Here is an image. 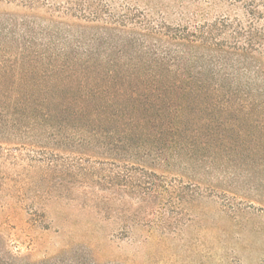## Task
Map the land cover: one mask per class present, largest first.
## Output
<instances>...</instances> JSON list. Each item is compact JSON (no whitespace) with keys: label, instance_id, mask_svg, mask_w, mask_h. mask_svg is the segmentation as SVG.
<instances>
[{"label":"rangeland","instance_id":"1","mask_svg":"<svg viewBox=\"0 0 264 264\" xmlns=\"http://www.w3.org/2000/svg\"><path fill=\"white\" fill-rule=\"evenodd\" d=\"M18 1L0 0V19L23 17L25 11L17 8ZM40 1L53 9L71 8L79 2ZM102 5L105 13L101 17L105 22L109 18L122 21L123 16H129L155 27L196 33L202 27L224 21L243 27L252 25L253 33L264 44V0H103ZM30 14L43 18L34 12ZM75 14L93 19L89 12ZM66 21H71L69 24H74V29L83 34L84 42L91 43L101 53L102 58L94 60L99 68L109 70L110 67L120 72L133 64L123 57L122 63L116 59L132 53L126 43L120 44L134 36L129 35L130 26L126 30L118 27L121 33H111L101 20L97 23ZM225 40L233 42L228 34L222 37ZM113 42L117 45L114 51L120 53L115 51L110 58L113 64H109ZM263 44L251 54H220L225 59L221 61L224 69H217V74L213 73L214 69L209 73L211 67L202 73L200 54L189 49L193 56L197 55L191 78L172 76L170 82L157 89L127 78H120L115 88L109 89V83L99 84L105 92L95 99L107 101L115 97L119 101L136 95L139 100L148 97L151 103L158 100L163 109L151 112V116L164 115L165 120L179 124L181 135L173 137L177 143L183 140L182 146L173 141L166 147L159 144V152L156 146L146 162H134L175 182L176 186L188 188L183 193L187 204L182 219L189 218L191 222L187 221L188 224L168 239L157 235L150 244L145 241L148 237L145 229L127 230L109 222V196L114 192L109 191L107 181L97 182L109 177V160L113 158L109 134H104V127L101 129L104 138L99 137L93 146H62L61 139L57 138L51 141L59 142L60 150L48 152L62 157L63 162L83 159L95 181L90 180L91 171L89 177L87 170L73 169L77 176L63 177L61 185L60 170L50 172L32 162L41 157L37 149L26 147L18 154L12 152L14 159L9 163L14 166L3 171L0 179L14 181L15 193L25 182L32 183L34 190L39 187L40 191L48 184L49 191L46 190L47 195L39 193L40 203H35L32 188L23 198L0 200V255L32 264L57 257L62 260L60 264H114L115 261L118 264H264ZM141 56L134 54L135 59ZM134 64H140V60ZM25 73L20 72L18 78L22 83L27 82ZM39 77L32 74L28 82L48 80ZM87 95L96 96L95 93ZM87 131L79 129L78 136L89 137ZM20 137H6L0 142L6 143L3 147L9 150L19 143H31L25 140L30 137L25 132ZM124 153L120 152L118 157L127 155ZM224 190L237 193L236 198L226 200ZM225 206L239 209L233 223L225 218Z\"/></svg>","mask_w":264,"mask_h":264},{"label":"trees","instance_id":"2","mask_svg":"<svg viewBox=\"0 0 264 264\" xmlns=\"http://www.w3.org/2000/svg\"><path fill=\"white\" fill-rule=\"evenodd\" d=\"M102 3L103 0H79L71 8L53 9L40 0H19L17 8L25 11L24 16L0 19V140L6 137L22 139L20 134L25 132L26 136H30L25 140L31 142L19 143L13 150L5 149L3 145L6 143L0 142V175L14 166L9 163L11 158L14 159L12 152L18 154L23 148L31 147L41 155L40 159L35 158L32 162L50 172L60 170L59 184L64 183L63 177L77 176L73 169L87 170L89 177L91 171L90 180L95 181L92 170L82 163L83 159L63 162L62 157L48 152L56 148L60 150L57 147L60 143L55 142L57 138L61 139L62 146H93L99 137L104 138L101 129L105 127L104 134H109L113 158L109 160V177L97 182L107 181L109 191L114 192L109 196V222L127 230L145 229L148 233L145 241L150 244L158 238L157 235L168 239L177 229L188 224L187 221L191 222L189 218L182 219L187 204L183 193L188 188L176 186L175 182L150 172L134 161L146 162L144 160L151 158L150 152L155 151L156 146L158 151L159 144L166 147L170 142H176L174 137L181 135L178 133L180 127L177 122L165 120L164 115L161 118L150 115L154 111H163L158 100L151 103L148 97L139 100L137 95L119 101L115 97L107 101L95 99L105 92L99 84L109 83V89L115 88L120 78H127L157 89L161 84L170 82L172 76L191 78L192 63L197 55L193 56L189 49H195L200 54L198 59L202 63L199 65L202 73L211 67L209 73L214 69L213 73L217 74V69H224L221 61L225 59L220 54H251L263 43L259 42L262 39L258 34L253 33L252 25L243 27L224 21L202 27L196 33L155 27L141 18L136 20L129 16H123L122 21L109 18L105 22L106 19L101 17L105 13ZM32 12L43 18L32 16ZM75 12H89L93 19L79 17ZM67 19L92 23L101 20L107 25L106 31L111 33H121L118 27L126 30L130 26L129 35L134 36L120 44L126 43V48H130L132 53L115 58L122 63L123 57L133 64L120 69V72L115 68L105 70L96 66L94 60L99 61L101 53L95 51L91 43L84 42L83 34L75 30L74 24H69L71 21ZM225 34L233 42L222 41ZM113 45L109 50V64H113L110 63L112 55L120 53L119 50L114 51L116 43L113 42ZM209 50L210 54L206 53ZM134 54L142 56L135 59ZM136 60H140V64H134ZM23 71H26L27 82L22 83L18 78ZM32 74L48 80L31 84L28 78ZM88 93H95L96 96L89 97ZM85 128L89 130L86 132L89 137H79V129L86 131ZM67 134L72 136L66 137ZM180 138L184 139V136ZM180 141L176 142L178 146H182L183 140ZM120 152L127 155L118 157ZM13 183L9 178L0 179V200L23 198L32 188V183L25 182L15 193ZM46 185L44 191H40L39 187L32 188L35 203L41 200L39 193L49 191ZM223 195L228 200L229 197L236 198L237 193L224 190ZM225 208V218L233 223L239 209ZM24 261L0 255V264H32ZM60 263L62 260L57 257L35 264Z\"/></svg>","mask_w":264,"mask_h":264}]
</instances>
